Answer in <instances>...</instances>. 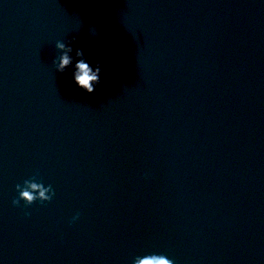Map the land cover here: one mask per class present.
I'll return each instance as SVG.
<instances>
[{"label":"water","instance_id":"water-1","mask_svg":"<svg viewBox=\"0 0 264 264\" xmlns=\"http://www.w3.org/2000/svg\"><path fill=\"white\" fill-rule=\"evenodd\" d=\"M149 254L264 264V0H0V264Z\"/></svg>","mask_w":264,"mask_h":264},{"label":"clouds","instance_id":"clouds-1","mask_svg":"<svg viewBox=\"0 0 264 264\" xmlns=\"http://www.w3.org/2000/svg\"><path fill=\"white\" fill-rule=\"evenodd\" d=\"M75 42V38L65 42L58 41L55 47L62 52V55L53 59L52 63L55 66L57 72L63 74L65 71L73 66L74 57L71 55L73 52L72 44ZM76 57L78 61L74 64V81L83 90L88 93H94L96 86L100 84L101 66L97 64L95 68L90 66L84 57V52L81 49L76 50ZM40 179V182H38ZM16 191L18 196L13 199L12 204L14 207H20L21 201L24 202V208L27 209L37 201L41 205L46 202L50 203L55 197L56 193L52 185L44 186L42 178L39 177V172L33 175L30 179L23 182V185L17 184ZM26 216H31L30 212H25ZM80 218V213H77L71 223H75ZM134 264H176L174 259L167 258L164 254H149L143 257L137 256L134 260Z\"/></svg>","mask_w":264,"mask_h":264}]
</instances>
